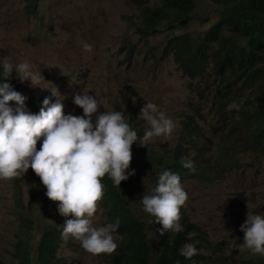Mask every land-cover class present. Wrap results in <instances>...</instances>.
I'll return each mask as SVG.
<instances>
[{
  "label": "rangeland",
  "instance_id": "1",
  "mask_svg": "<svg viewBox=\"0 0 264 264\" xmlns=\"http://www.w3.org/2000/svg\"><path fill=\"white\" fill-rule=\"evenodd\" d=\"M161 1L37 0L34 12L30 13L26 0H0V63L27 61L34 71L41 72L40 86L46 88L31 87L27 81L21 83L15 71L10 79L13 88L27 97L25 103L32 113H38L45 96L50 102L56 99L49 89L56 88L63 97V111L81 115L82 109L72 103V97L79 90H89L103 105L99 106V112L122 109L129 124L132 118L137 140L131 152L145 143L146 149L167 154L183 134L182 121L194 114L195 109L203 118L204 131L210 132L212 127L220 128L224 124L218 123L211 108L216 80L207 74L204 79L190 80L168 53V39L173 34L187 32L201 37L219 21L222 10L216 3L206 1L199 5L185 31L180 32L174 14H170L148 34H142L143 13L160 7ZM85 42L91 45V51L83 49ZM146 102L154 103L173 121V130L167 137L143 139L149 125L138 114ZM224 111L230 120L235 117L233 107ZM39 146L37 141V149ZM241 155L240 170L217 183L205 185L187 179L182 184L187 193L182 206L184 212L207 233V250L198 264H264V256L252 254L244 247V233L240 228L247 213L264 215V151L251 150ZM129 167L135 169V174L120 182V192L125 203L149 227V236H153L152 216L144 211L140 197L155 186L141 166L130 164ZM29 171L32 174L22 195L23 209L11 196L15 181L20 188L21 177L0 179V264H16L13 246L19 212L29 213L36 221L31 254L44 223L59 221L61 215L58 201L51 200L47 205L44 201L32 200L27 194L33 182L39 181L42 186L31 167ZM236 192H242V202L235 199ZM92 219L94 226L105 224L98 204ZM60 254L67 264H98L105 253L90 254L79 240L68 235ZM155 258L154 253L152 264Z\"/></svg>",
  "mask_w": 264,
  "mask_h": 264
},
{
  "label": "clouds",
  "instance_id": "2",
  "mask_svg": "<svg viewBox=\"0 0 264 264\" xmlns=\"http://www.w3.org/2000/svg\"><path fill=\"white\" fill-rule=\"evenodd\" d=\"M82 47L85 51H91V45L86 42ZM177 66L190 80L204 79L206 74L212 77L211 63L205 73L195 77L187 74L178 64ZM13 71L21 83L27 81L31 87H41L39 81L43 77L41 72L34 71L27 61L15 64L7 61L0 63V179L21 177L20 188H18V179V183L15 181L14 194L19 190L24 194L25 185L28 184L32 174L29 171L31 167L42 183V186L38 184L39 181L35 184L41 191L34 200L44 201L47 205L51 200L59 202L57 205L58 212L61 214L58 216L59 221H48L44 225L58 224L62 228L64 241L68 235H71L79 240L81 247L90 254L112 253L117 247L112 234L119 228L120 220L117 218L114 222L94 226L92 218L97 204L104 215L102 208L104 196L108 193L110 199H113L116 189L124 201L119 184L135 174V169H131L130 164L141 166L148 172L149 179L152 181L151 170L146 166L143 167L139 162L140 155L147 150L145 143L139 144L137 150L131 152L133 143L137 140V133L132 129V118L129 124L122 109L99 112L98 108L102 104L98 102L95 94H89V90H79L72 97V103L82 109L81 115L65 113L63 97L56 88L55 91L49 88L56 99L50 102L49 97L45 96L38 113H32L25 103L27 97L15 90L8 82ZM215 89L216 84L213 87L214 94ZM234 89L242 92L241 87ZM229 107H233L235 111L234 107L238 105L230 102ZM211 108L216 114L218 123L224 122L220 128L212 127V131H204L201 126L203 118L195 109L194 114L187 115L182 121L183 134L174 148L167 154L155 152L154 157L157 161L163 160L167 163L165 160L167 158L171 165L174 156L179 157L182 163L181 172H184L185 177L182 178L175 173L179 170L176 171L174 167L165 169L164 166H159L156 185L152 183L155 187L150 193L140 197L144 211L155 218L154 222L152 220L153 236L148 235L151 240L155 236L156 222L161 225L159 228L161 234L169 230L179 233L183 231L180 222L182 223L183 218H186L190 225L203 231L206 242L207 233L191 222L184 212L182 206L187 200V193L182 184L187 179L205 185L217 183L226 175L238 172L241 153L251 151L242 148L237 154L233 150L232 160L219 162L218 154L225 152L230 155L229 142L236 137L233 133L229 135L232 120L228 118L230 122L228 123L225 117H222L223 114L216 111L213 101ZM225 108L228 107L225 106ZM138 115L149 125L144 132V140L154 136L167 137L173 130L174 124L171 118L163 111H159L154 103L146 102L140 108ZM37 141H40L39 149H37ZM233 145H236V142ZM260 148L262 149L252 151H264V138ZM149 150L154 152L152 149ZM197 169L212 175H203V181L191 177L190 175ZM105 175L110 178V181H105L108 179ZM236 196L237 201L244 200L242 192H236ZM20 214L27 215L29 220L33 219V226H35L36 221L29 213L19 212L17 228L21 226ZM69 216L71 218L66 219ZM240 228L244 233L242 240L244 247L252 254L264 256V215H248L247 213L246 220ZM19 233L16 235L15 243ZM196 235H193L194 240L190 243H184L178 249V253L185 259H191L197 255L196 264H198L201 257H204L207 247L204 243L198 245L199 240L196 239Z\"/></svg>",
  "mask_w": 264,
  "mask_h": 264
},
{
  "label": "trees",
  "instance_id": "3",
  "mask_svg": "<svg viewBox=\"0 0 264 264\" xmlns=\"http://www.w3.org/2000/svg\"><path fill=\"white\" fill-rule=\"evenodd\" d=\"M37 0H26V8L34 12ZM206 1L216 3L221 8V17L201 37L193 36L187 32L173 34L168 39L169 55L190 76H200L206 72L211 63L212 77L216 80V89L213 105L216 111L223 114L228 121V112L224 107H229L230 102L238 107L233 112L235 119L229 128V135L233 133L235 140L229 142L230 155L218 154L220 163L234 158V151L239 154L240 149L260 150L264 138V0H162L161 6L143 13L144 21L142 34L166 20L171 13L174 14L175 24L180 32L185 31L192 22L193 15L199 5ZM9 83L11 80L8 81ZM241 87L242 92L234 89ZM243 91H248L246 95ZM232 137V136H231ZM231 140V139H230ZM236 142V145L232 143ZM234 150V151H233ZM155 152L147 149L140 155L139 162L143 167L151 170L152 181L157 182L158 167L165 169L174 167L175 173L184 178L182 163L179 157L174 156L172 165L169 159L157 161ZM165 158V157H164ZM173 169V168H172ZM203 175L211 176L197 169L190 176L201 181ZM105 181H110L105 175ZM29 178V176L27 177ZM28 187L27 193L32 200L40 193V188L35 185ZM45 188V186H44ZM19 190L12 195L20 208H24L23 192ZM110 199L107 193L102 202L104 219L106 223L114 222L117 218L120 225L114 233L116 249L112 253H105L98 264H196L198 256L185 259L179 255L178 249L186 242L194 240L193 235L199 240L198 245L205 244L203 231L190 225L183 218V231L173 233L170 230L161 234V225L156 222L155 236L148 238L150 229L146 223L137 216L130 206L122 200L116 189ZM21 226L17 230L18 240L14 247L16 264H66L65 258L60 254L64 242L62 228L56 223L43 225L41 237L31 254V236L35 226L34 220H29L25 214L19 215ZM29 220V221H28ZM154 222L155 218L152 217ZM28 221V222H27ZM119 237L120 239L116 240ZM35 253V259L32 255Z\"/></svg>",
  "mask_w": 264,
  "mask_h": 264
}]
</instances>
